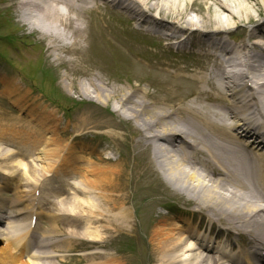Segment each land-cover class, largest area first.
<instances>
[{
  "label": "bare ground",
  "instance_id": "1",
  "mask_svg": "<svg viewBox=\"0 0 264 264\" xmlns=\"http://www.w3.org/2000/svg\"><path fill=\"white\" fill-rule=\"evenodd\" d=\"M128 1L131 6L121 0H17L15 12L23 28L41 35L53 59L67 65L68 73L63 76L65 87L88 100L113 101L114 113L136 127L138 155L152 166H159L166 185L195 191V197L183 199L187 205H194L189 214L199 216L200 222L193 224L179 219L184 228L176 223L158 228L161 235L156 245L160 254L158 264H254L253 259L264 262V30H260L264 20L254 22L251 16L254 12L259 15L258 5H250L252 0ZM260 1L264 4V0ZM113 2L122 4L136 23L157 32L167 31L165 36L177 47L194 46L203 52L199 57H205L192 65L175 66L171 74L159 73L162 99L144 90L114 89L92 76L95 66L87 65L85 69L80 66L79 60H87L83 44H90L91 14L98 11L99 3ZM196 7L205 9L202 18L196 22L188 20L186 12ZM241 21L249 27L241 28L240 40L231 45L228 31ZM97 37L101 47L105 46L106 42ZM106 49L109 51V46ZM113 55L109 53L108 62L112 63ZM226 67L233 72L228 73ZM7 89L11 93L16 90L12 85ZM17 143L27 146L21 140ZM31 146L33 167L13 164L7 165V173L0 170L1 174L18 180L12 205L20 206L19 213L33 204L30 199L39 182L32 189L29 183H35L42 175L43 179L49 177L56 162L49 144ZM4 154L7 159L11 156L6 150ZM62 160L65 167L72 165L66 155ZM77 177L85 189L75 188L74 184L62 186L74 192L61 193L59 200L51 203L47 218L53 222L59 219L81 223L129 222L131 215L115 178L87 180L82 173ZM57 183L55 180L52 187ZM95 194L98 196L94 197ZM203 221L209 225L220 223L222 228L210 227L209 234L221 240L219 246L223 251L232 252V239H239L243 247L240 253L221 259L218 248L210 244L212 238L202 232ZM4 225L6 229L0 228L3 241L0 264H25L21 259L29 246V224ZM83 231L81 234L88 237L87 228ZM74 232L70 235L82 236ZM54 256L40 249L32 250L26 263L40 264ZM107 259L109 264H115Z\"/></svg>",
  "mask_w": 264,
  "mask_h": 264
},
{
  "label": "rangeland",
  "instance_id": "2",
  "mask_svg": "<svg viewBox=\"0 0 264 264\" xmlns=\"http://www.w3.org/2000/svg\"><path fill=\"white\" fill-rule=\"evenodd\" d=\"M16 2L0 0V36L12 35L19 39L17 50L0 41V54L7 61H0V137L7 140L21 134L24 141L30 139L36 146L47 143L54 149L56 163H61L62 156L69 152V158L78 164L84 179L115 178V183L122 188L125 206L131 215L128 223H82L87 224L85 227L78 222L73 223V226L77 225L74 233L81 234L85 228L90 232L88 237L81 234V238L66 234L65 224H62L65 222L61 221L60 235L45 238L51 243H59L47 249L55 255L47 261L56 264H109L107 258H110L115 264H158L160 254L156 245L161 239L158 228L172 223L181 228L164 206L195 208L184 201L185 198L195 197V191L166 185L159 166H152L138 155L136 127L114 113L113 101L88 100L65 87L63 76L68 73L67 65L53 59L37 31L31 32L21 26L15 12ZM255 3L260 13L257 15L253 11L251 16L254 22H261L264 20V4L260 0L249 1L250 5ZM204 13L203 7H196L185 15L188 20L196 22ZM91 15L88 23L90 44H83L87 49V60H79L80 66L83 69L87 65L95 66L97 69L91 70L92 76L106 81L114 89L144 90L162 99L159 73L171 74L181 62L186 65L192 61L177 57L167 47V41L156 42L142 35L138 23L115 15L107 4L98 6V11ZM248 27L241 21L229 31L241 37L238 31ZM98 35L106 42L103 48L97 42ZM106 46H109V51H106ZM109 53H114L112 63L108 62ZM39 66L49 73L42 76L37 72ZM10 85L16 89L12 93L7 89ZM168 85L172 86V83ZM8 123L16 124L18 130L8 131ZM68 145L72 148L66 149ZM4 150L13 151L6 144L0 145V167L5 169L13 164L32 166L28 156L19 158L13 153L7 159ZM24 151L18 150L19 153ZM80 161L82 164H79ZM82 168L86 170L81 171ZM76 185L85 189L79 182ZM43 227L48 225L43 224ZM96 233L98 237H95Z\"/></svg>",
  "mask_w": 264,
  "mask_h": 264
}]
</instances>
